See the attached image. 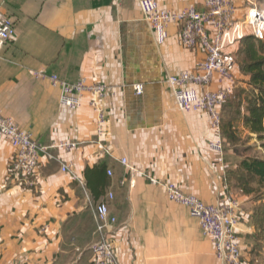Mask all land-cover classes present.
Wrapping results in <instances>:
<instances>
[{"label":"crops","instance_id":"crops-1","mask_svg":"<svg viewBox=\"0 0 264 264\" xmlns=\"http://www.w3.org/2000/svg\"><path fill=\"white\" fill-rule=\"evenodd\" d=\"M138 1L0 0V11L15 27L0 51V113L39 145L83 143L69 153L52 151L53 159L42 156L34 186L27 188L11 172V146L0 140V264H93L94 208L107 194L112 195L109 215L116 219L107 240L119 264H229L216 258L212 242L187 209L168 201L144 175L172 181L207 205L221 203L230 192L241 210L236 235L242 263L264 264V222L255 223L256 215L264 214V191H248L256 182L242 185L236 175L248 155L225 141L222 156L212 152L208 116L178 111L164 84L167 76L195 71L204 53L181 46L174 25L167 26V39L157 46ZM155 1L160 8L180 11L202 10L205 0ZM229 1L240 25L249 3ZM243 33L250 34L245 27ZM238 45H227L225 51L234 54ZM33 71L114 88L102 102V144L109 155L94 139L89 98L84 96L73 111L62 109L59 89L33 77ZM234 78L232 84L215 79L209 89L227 88L229 97L247 89L248 77L237 68ZM136 84L143 87L140 96L132 89ZM121 158L140 173L130 175ZM62 164L71 166L80 182L62 173ZM96 166L111 176L88 188L85 170Z\"/></svg>","mask_w":264,"mask_h":264},{"label":"built area","instance_id":"built-area-1","mask_svg":"<svg viewBox=\"0 0 264 264\" xmlns=\"http://www.w3.org/2000/svg\"><path fill=\"white\" fill-rule=\"evenodd\" d=\"M246 1L249 7L240 25L235 22V7L229 0H205L202 10L190 6L180 11L160 8L155 0L138 1L142 18L150 26L157 46L166 41L167 26L174 25L178 29L177 36L181 46L203 51L204 59L195 71L167 76L164 84L169 88L178 111L199 112L208 116L210 129L214 134L209 149L220 156L223 154L220 111L229 96V90L209 88L215 79L229 84L234 82L236 60L234 54L226 52L225 48L246 36L243 33L244 27L249 30L248 35L256 41H264V4L260 6L251 0ZM14 35L13 21L0 11V51ZM32 75L37 79L47 80L59 89L58 105L62 109L73 111L80 106L84 96L89 98V106L94 112L93 136L96 143L103 147L106 112L102 102L114 88L104 84H88L83 79L70 83L55 75L48 76L44 71H33ZM196 88L202 91L198 92ZM132 89L136 96H140L143 87L136 84ZM0 140H5L11 146V172L27 188L34 186V177L42 156L53 159L52 151L69 153L83 144L76 141H56L47 146L39 145L28 131L21 129L11 118L1 113ZM103 150L109 155V150L104 147ZM119 163L130 175L140 173L126 158H121ZM60 171L67 174L71 181L80 182L77 175L71 171V166L62 164ZM106 175L111 176V173L106 171ZM144 177H147L151 184L160 186L168 201L186 208L189 216L199 222L203 235L212 242L217 259L225 260L229 264H243L236 235L241 210L230 192L226 191L221 203L215 206L207 205L196 196L184 193L172 181L161 182L149 175ZM111 199L112 195L107 194L106 201L98 202L94 208V234L98 238L89 249L93 264H119L106 234L107 230L116 224V219L108 212L107 200Z\"/></svg>","mask_w":264,"mask_h":264},{"label":"trees","instance_id":"trees-1","mask_svg":"<svg viewBox=\"0 0 264 264\" xmlns=\"http://www.w3.org/2000/svg\"><path fill=\"white\" fill-rule=\"evenodd\" d=\"M242 61L239 65V72L248 77L247 89L234 90L231 97L228 96L221 107L220 133L221 137L228 143L235 144L237 141L235 125L240 121L248 133L255 136L257 141L264 142V41H256L252 36H244L239 40ZM237 65V64H236ZM242 101L245 102L242 110ZM243 111V112H242ZM222 113L223 119L222 120ZM239 117V118H238ZM223 123V124H222ZM223 125V126H222ZM225 130L227 131L225 134ZM225 137V138H224ZM238 180L242 185L249 182H256L255 188H249L250 192L264 191V159L257 157H244L238 165ZM102 176L106 178L104 166H96L85 170L86 186L89 183L97 186ZM264 222L263 216L258 214L255 217L256 225Z\"/></svg>","mask_w":264,"mask_h":264},{"label":"rangeland","instance_id":"rangeland-1","mask_svg":"<svg viewBox=\"0 0 264 264\" xmlns=\"http://www.w3.org/2000/svg\"><path fill=\"white\" fill-rule=\"evenodd\" d=\"M254 1L259 3L258 5H260V6H263V4H264V0H254ZM246 36H248V35H246ZM234 57L236 60L237 69H239V65L241 64V61H242V53L240 52V45H238V48L234 53ZM245 90H247L245 92L248 93V89H245ZM237 91L238 90H236L234 94H236V96L241 95V93H237ZM243 107H244V104H241L240 110H242ZM223 115L224 114L222 113V120L224 121ZM233 130L236 133L237 141L235 144L229 143V146H233V145L237 146L239 148V150L244 153V155H248L250 157L264 158V142H259L257 140L252 141V139L248 135L244 134V131L241 129L240 121H237V124L235 125V129H233ZM226 132L227 131L225 130V134H226ZM224 141H225V139L222 138L223 151L225 150ZM225 142L228 144L227 141H225Z\"/></svg>","mask_w":264,"mask_h":264}]
</instances>
